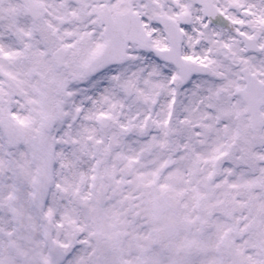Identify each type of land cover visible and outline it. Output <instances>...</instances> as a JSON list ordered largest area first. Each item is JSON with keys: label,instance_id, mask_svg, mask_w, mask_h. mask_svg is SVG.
Listing matches in <instances>:
<instances>
[{"label": "snow or ice", "instance_id": "snow-or-ice-1", "mask_svg": "<svg viewBox=\"0 0 264 264\" xmlns=\"http://www.w3.org/2000/svg\"><path fill=\"white\" fill-rule=\"evenodd\" d=\"M0 264H264V0H0Z\"/></svg>", "mask_w": 264, "mask_h": 264}]
</instances>
